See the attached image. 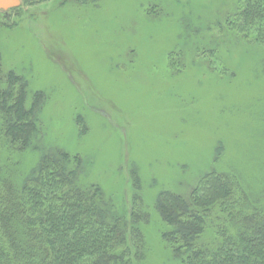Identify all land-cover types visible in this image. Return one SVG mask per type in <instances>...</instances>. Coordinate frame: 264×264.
I'll return each mask as SVG.
<instances>
[{"label":"rangeland","instance_id":"obj_1","mask_svg":"<svg viewBox=\"0 0 264 264\" xmlns=\"http://www.w3.org/2000/svg\"><path fill=\"white\" fill-rule=\"evenodd\" d=\"M241 6L21 0L0 10L3 72L25 79L28 107L35 94L45 99L40 145L80 155L82 181L100 185L127 219L141 194L148 252L139 264H179L156 208L162 191L187 197L215 170L264 206V44L232 26ZM2 142L18 181L40 151L8 153Z\"/></svg>","mask_w":264,"mask_h":264},{"label":"trees","instance_id":"obj_2","mask_svg":"<svg viewBox=\"0 0 264 264\" xmlns=\"http://www.w3.org/2000/svg\"><path fill=\"white\" fill-rule=\"evenodd\" d=\"M236 18H229L232 26L264 44V0H242ZM27 85L3 72L0 52V141L8 153L40 151L37 164L17 181L16 166L2 161L0 146V264L141 263L148 252L139 224L141 194L127 219L112 211L100 185L82 181L80 155L40 145L45 99L35 94L28 107ZM242 186L238 177L213 170L187 197L162 191L156 208L179 264H264V206Z\"/></svg>","mask_w":264,"mask_h":264},{"label":"water","instance_id":"obj_3","mask_svg":"<svg viewBox=\"0 0 264 264\" xmlns=\"http://www.w3.org/2000/svg\"><path fill=\"white\" fill-rule=\"evenodd\" d=\"M20 4L21 0H0V10H8Z\"/></svg>","mask_w":264,"mask_h":264}]
</instances>
